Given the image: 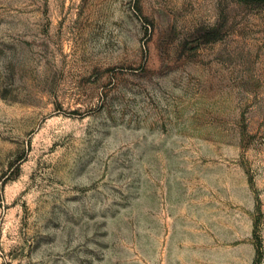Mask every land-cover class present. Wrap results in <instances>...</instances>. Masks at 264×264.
I'll list each match as a JSON object with an SVG mask.
<instances>
[{"label":"rangeland","instance_id":"rangeland-1","mask_svg":"<svg viewBox=\"0 0 264 264\" xmlns=\"http://www.w3.org/2000/svg\"><path fill=\"white\" fill-rule=\"evenodd\" d=\"M0 264H264V0H0Z\"/></svg>","mask_w":264,"mask_h":264}]
</instances>
